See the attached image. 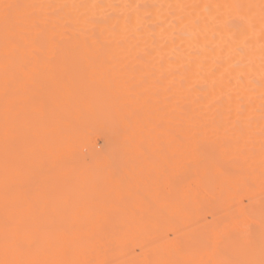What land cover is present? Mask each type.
<instances>
[{"label": "bare ground", "instance_id": "1", "mask_svg": "<svg viewBox=\"0 0 264 264\" xmlns=\"http://www.w3.org/2000/svg\"><path fill=\"white\" fill-rule=\"evenodd\" d=\"M3 2L0 264H261L264 0Z\"/></svg>", "mask_w": 264, "mask_h": 264}, {"label": "snow or ice", "instance_id": "2", "mask_svg": "<svg viewBox=\"0 0 264 264\" xmlns=\"http://www.w3.org/2000/svg\"><path fill=\"white\" fill-rule=\"evenodd\" d=\"M16 7L15 5L3 2V0H0V10L4 12V14L7 16L10 11ZM261 264H264V260L261 261Z\"/></svg>", "mask_w": 264, "mask_h": 264}, {"label": "rangeland", "instance_id": "3", "mask_svg": "<svg viewBox=\"0 0 264 264\" xmlns=\"http://www.w3.org/2000/svg\"><path fill=\"white\" fill-rule=\"evenodd\" d=\"M96 142H99V138H96Z\"/></svg>", "mask_w": 264, "mask_h": 264}]
</instances>
